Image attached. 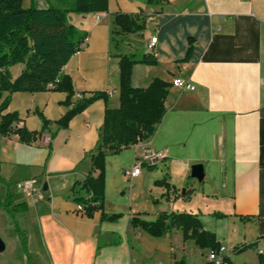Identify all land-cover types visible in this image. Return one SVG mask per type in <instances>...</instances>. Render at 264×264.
<instances>
[{"label": "crops", "instance_id": "crops-1", "mask_svg": "<svg viewBox=\"0 0 264 264\" xmlns=\"http://www.w3.org/2000/svg\"><path fill=\"white\" fill-rule=\"evenodd\" d=\"M68 1L22 0V6L60 9ZM117 13L145 17L144 30L112 35ZM66 22L86 37L61 70L70 79L72 102L103 92L116 106L118 56L150 53L147 44L155 37L154 65L134 64L130 84L168 83L165 113L148 141L104 157L102 208L87 217L75 199L88 196L71 189L95 175L86 156L97 143L104 102L91 103L59 129L54 122L66 110L64 93H3V113H15L16 127L36 136L24 144L17 135H0V264H201L206 255L201 259L202 250L183 242L179 230L152 237L131 225L136 215L153 221L173 211L196 215L217 241L204 221L234 226V240L226 238L230 259L233 248L252 243L264 253V0H165L155 6L107 0V12L68 13ZM174 79L194 89H178ZM40 118L49 125L42 128ZM145 147L163 160L152 171L141 166L138 176L125 177ZM193 164L202 166L201 182L189 176ZM27 180L35 194L16 188ZM159 180L173 193L154 184Z\"/></svg>", "mask_w": 264, "mask_h": 264}, {"label": "trees", "instance_id": "trees-1", "mask_svg": "<svg viewBox=\"0 0 264 264\" xmlns=\"http://www.w3.org/2000/svg\"><path fill=\"white\" fill-rule=\"evenodd\" d=\"M165 0H146L147 4L158 5ZM107 12V0H69L63 8L49 6L45 9L24 8L22 0H0V96L14 93L36 94L46 91L65 94L62 105L64 114L54 122L59 129L80 114L91 103L102 100L105 104L103 122L98 131V140L86 157L90 160L94 176L87 175L72 187L77 197L75 201L84 208L87 217L102 208L103 159L130 149L138 142H146L154 134L164 113V101L169 84L153 79L146 88L132 87L130 71L134 64L154 65L152 53L118 56V96L117 105L112 107L108 95L95 92L80 96L72 102L74 92L68 76L61 74L69 59L79 51L85 34L66 22L68 13L88 14ZM145 17L117 13L112 16V35L135 34L144 30ZM189 43L184 61L191 53ZM8 105L4 99L0 103V135H17L20 143L29 144L36 134L17 128V115L3 113ZM41 119L42 128L49 125ZM152 171L155 166H146ZM154 184L165 185L164 180ZM173 193L172 190H170ZM168 195V194H167ZM8 208V204L6 205ZM217 219L226 217L221 213L212 214ZM131 219L132 227H138L152 237H160L171 230H179L183 242H192L196 247L207 251H217L220 247L213 233L205 230L196 215L178 212H160L153 221L139 217ZM116 216L102 219L114 220ZM256 244L243 245L232 249L239 253L255 249ZM232 264L229 257H224ZM177 262L174 264H182ZM201 264H212L205 259ZM257 264H264V253L257 254Z\"/></svg>", "mask_w": 264, "mask_h": 264}, {"label": "built area", "instance_id": "built-area-1", "mask_svg": "<svg viewBox=\"0 0 264 264\" xmlns=\"http://www.w3.org/2000/svg\"><path fill=\"white\" fill-rule=\"evenodd\" d=\"M155 41H156V38L151 37L149 39L148 44H147V49L152 54H153V48H154ZM171 84H172V86H174L178 89H181V90L192 91L194 89V87L191 86L190 84H188V82L181 80V79H174V80H172ZM110 95L111 94H108V97ZM77 98L79 99L80 96H77ZM162 160H163V154H161L160 152L154 151L150 148L145 147L139 153V155L136 159V163L132 167V169L131 170H128V169L124 170L123 174L127 178L136 177L140 174L142 165L156 166ZM16 188L22 190L24 193H27V194H35L36 193V190L33 187L32 181H30V180L17 183ZM76 208L78 211L83 210L81 205H78ZM224 257H228L227 248L224 246H220L217 251H207V254L205 256V260L212 263V264H227L224 260Z\"/></svg>", "mask_w": 264, "mask_h": 264}, {"label": "rangeland", "instance_id": "rangeland-1", "mask_svg": "<svg viewBox=\"0 0 264 264\" xmlns=\"http://www.w3.org/2000/svg\"><path fill=\"white\" fill-rule=\"evenodd\" d=\"M143 170L145 171L146 169H143ZM33 179H34V182L36 185H38L41 182L40 175L34 176ZM203 223L208 229H212L213 231L216 232V237H217L220 244H224L226 248L228 245L232 244V242L231 243L227 242L226 238L230 234L229 239L231 241L234 240L232 237L233 235L231 236V234H233L234 226H232V225L228 226L227 224H223L220 222L218 223V220H215V219H212L211 222L204 221ZM196 248H197V250H202L201 254H199L200 252H198V254H199V257H201V259L202 258L204 259V254L205 255L207 254V250L200 249L199 247H196ZM198 254H197V256H198ZM200 255H202V256H200ZM230 255H231L230 260H231L232 264H243V263L255 264L254 260L257 257V252L255 249H246L242 252L232 253Z\"/></svg>", "mask_w": 264, "mask_h": 264}, {"label": "water", "instance_id": "water-1", "mask_svg": "<svg viewBox=\"0 0 264 264\" xmlns=\"http://www.w3.org/2000/svg\"><path fill=\"white\" fill-rule=\"evenodd\" d=\"M189 176L191 179L196 180L197 182H201L203 178V172H202V166L200 164H193L190 167V173ZM42 190L46 191V183L43 184ZM4 250V243L2 239L0 238V253Z\"/></svg>", "mask_w": 264, "mask_h": 264}]
</instances>
